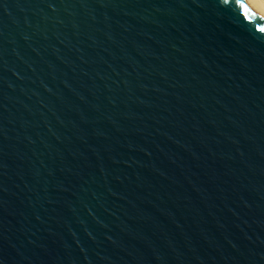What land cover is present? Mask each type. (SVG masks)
<instances>
[{
	"label": "water",
	"instance_id": "1",
	"mask_svg": "<svg viewBox=\"0 0 264 264\" xmlns=\"http://www.w3.org/2000/svg\"><path fill=\"white\" fill-rule=\"evenodd\" d=\"M261 28L244 0H0V264H264Z\"/></svg>",
	"mask_w": 264,
	"mask_h": 264
},
{
	"label": "bare ground",
	"instance_id": "2",
	"mask_svg": "<svg viewBox=\"0 0 264 264\" xmlns=\"http://www.w3.org/2000/svg\"><path fill=\"white\" fill-rule=\"evenodd\" d=\"M264 20V0H244Z\"/></svg>",
	"mask_w": 264,
	"mask_h": 264
},
{
	"label": "snow or ice",
	"instance_id": "3",
	"mask_svg": "<svg viewBox=\"0 0 264 264\" xmlns=\"http://www.w3.org/2000/svg\"><path fill=\"white\" fill-rule=\"evenodd\" d=\"M224 3L225 4L229 3V0H224ZM259 31L262 32V33H264V28L259 29Z\"/></svg>",
	"mask_w": 264,
	"mask_h": 264
}]
</instances>
